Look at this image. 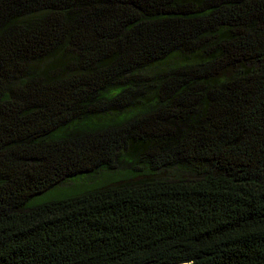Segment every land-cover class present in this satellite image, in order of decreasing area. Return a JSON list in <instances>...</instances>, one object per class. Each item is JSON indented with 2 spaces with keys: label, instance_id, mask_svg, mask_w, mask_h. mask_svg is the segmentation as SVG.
Returning <instances> with one entry per match:
<instances>
[{
  "label": "trees",
  "instance_id": "trees-1",
  "mask_svg": "<svg viewBox=\"0 0 264 264\" xmlns=\"http://www.w3.org/2000/svg\"><path fill=\"white\" fill-rule=\"evenodd\" d=\"M0 264H264V0H0Z\"/></svg>",
  "mask_w": 264,
  "mask_h": 264
},
{
  "label": "rangeland",
  "instance_id": "rangeland-1",
  "mask_svg": "<svg viewBox=\"0 0 264 264\" xmlns=\"http://www.w3.org/2000/svg\"><path fill=\"white\" fill-rule=\"evenodd\" d=\"M135 180H139V178H137ZM115 181H116V177H106V176L98 177L91 182L90 181H82V179H78V180L73 181V183H72L74 185L78 184L77 186H75L74 188L71 187V189L65 188L62 190L55 191V192H53L52 197H54V198L65 197V196H68L71 194L78 193L79 191H82L83 189H86V188L90 187V185H93L95 183L105 184V183H113ZM83 182H84V184H83Z\"/></svg>",
  "mask_w": 264,
  "mask_h": 264
}]
</instances>
